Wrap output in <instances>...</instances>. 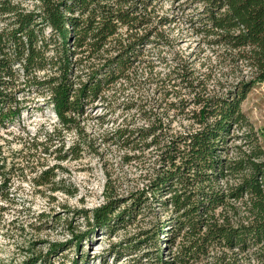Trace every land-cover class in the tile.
Listing matches in <instances>:
<instances>
[{
  "label": "trees",
  "instance_id": "1",
  "mask_svg": "<svg viewBox=\"0 0 264 264\" xmlns=\"http://www.w3.org/2000/svg\"><path fill=\"white\" fill-rule=\"evenodd\" d=\"M156 1L0 0V126L20 118L27 98L39 97L63 131L78 132L85 111L109 101L106 93L130 81L135 64L149 61L145 49L156 45L153 37L162 39L157 29L167 23L165 16H152ZM186 1L201 7L200 33L224 47L229 65L249 77L221 94L170 104L181 114L194 106L187 132L168 135L161 124L118 131L117 140L156 149L157 168L145 192L119 200L127 204L123 210L116 213L121 202H110L92 219L109 235L155 204L171 212L167 225L138 234L144 240L130 247L155 248L153 264H264V150L241 111L246 94L264 83V0ZM190 77L187 68L174 70L162 82L170 85L165 95L179 98L172 78L192 92L205 91ZM81 239L73 240L77 249ZM164 248L175 249L171 261L163 260Z\"/></svg>",
  "mask_w": 264,
  "mask_h": 264
},
{
  "label": "rangeland",
  "instance_id": "2",
  "mask_svg": "<svg viewBox=\"0 0 264 264\" xmlns=\"http://www.w3.org/2000/svg\"><path fill=\"white\" fill-rule=\"evenodd\" d=\"M24 6L33 9L28 2ZM200 8L186 0L154 3L152 16L167 18L157 29L162 39H151L156 45L144 53L149 61L135 64L130 81L106 93L109 101L96 102L85 111L78 132L63 131L51 107L39 97L27 98L20 118L0 126V264L43 260L53 264H153L155 248L143 243L135 251L130 247L144 240L138 234L165 227L170 211L153 204V211L117 226L109 235L96 228L92 216L110 202L145 192L157 168L156 149L134 148L122 138L117 140L118 131L161 124L168 135L187 132L194 127L187 119L194 106L185 107L181 114L180 107L170 104L180 99L190 102L204 93L221 94L248 79L245 69L229 65L224 47L211 44V37L200 33ZM181 68L190 70V79H197L205 91L192 92L172 78L179 98L167 97L163 87L170 85L162 82ZM241 111L264 150V83L246 94ZM118 205L116 213L127 206ZM78 236L82 239L77 249L73 240ZM158 237L163 248L165 238ZM116 251L123 254L118 257ZM174 251L164 248L163 260L171 261ZM229 264L254 263L239 259Z\"/></svg>",
  "mask_w": 264,
  "mask_h": 264
}]
</instances>
